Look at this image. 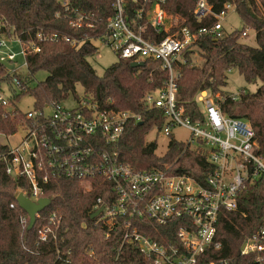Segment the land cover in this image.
<instances>
[{"label":"trees","instance_id":"1","mask_svg":"<svg viewBox=\"0 0 264 264\" xmlns=\"http://www.w3.org/2000/svg\"><path fill=\"white\" fill-rule=\"evenodd\" d=\"M63 1L68 2V11L62 8L60 0H0V34L14 37L28 47L26 77L0 65V80L6 82L11 93L9 102L15 108L11 116L0 106V135L14 134L18 123L25 119V113L17 107L23 97L33 100L32 110L43 112L47 106L65 102L70 95L76 97V85H80L84 97L101 109L110 108L140 117V122H129L120 140L111 147L104 146L105 150L115 152L120 162L136 171L169 169L202 183L211 165L201 146L190 148L170 140L166 153L159 157L155 155L154 143L145 144V136L164 124L163 112L149 109L144 102L148 93L166 87L168 75L161 62L148 59L132 68L131 61L117 60L102 75H97L87 59L98 53L91 40H97L104 33L105 23L112 15V0ZM205 1L215 15L224 11L226 4L233 5L242 26L221 37H200L194 47L182 52V62H174L179 74L176 109L182 111L183 117L200 122L202 113L196 102L197 95L204 91L219 94L223 97L218 100L222 113L250 124L255 133L256 151L264 156V0ZM125 4L129 15H133L138 4L133 0H125ZM195 5L196 0H166L163 10L171 28L168 33L159 34L148 28L149 40L158 42L181 28L196 32L212 26L216 20L211 15L197 20ZM74 11L93 14L94 28L70 27L69 18ZM247 29L256 33L255 48L239 43ZM39 34L43 37L57 35L58 38L39 41ZM63 38L83 44L74 48ZM31 45L38 47L39 52H32ZM195 52L200 55V66L190 62ZM230 70H236L247 84L260 81L261 85L254 92L239 91L238 99L232 100L229 96L233 94L225 91L226 74ZM39 72L47 73L46 79L30 87L29 81ZM14 79L17 84H13ZM6 151L7 146L0 144V153ZM44 189L43 197L50 199L51 204L40 212L34 227L27 231L29 220L18 207L16 198L20 193L30 195L26 192L28 185L24 180L8 177L0 169V264H150L131 245L119 250L121 229L106 239V231L97 219L90 218L97 199L106 204L115 199L113 192L112 196L106 192L111 191V184L106 180L95 179L91 190L85 191L77 180L51 177ZM51 212L61 217V223L57 229L53 228L46 242H41L39 231L47 225ZM263 219L264 176H261L239 193L235 211L220 212L215 241L221 248L210 251L207 261L249 264L250 257L242 256L240 247L246 238L257 232ZM135 221L143 234L158 243L175 240L177 223L158 226L144 219Z\"/></svg>","mask_w":264,"mask_h":264},{"label":"built area","instance_id":"2","mask_svg":"<svg viewBox=\"0 0 264 264\" xmlns=\"http://www.w3.org/2000/svg\"><path fill=\"white\" fill-rule=\"evenodd\" d=\"M133 1L138 8L129 15L125 0H112V15L105 23L104 33L91 43L100 41L111 49L117 60L161 62L168 75L166 87L148 93L144 102L149 109L163 112L164 124L158 131L162 130L169 137L173 127L181 126L191 133L186 145L203 148L202 153L211 165L204 181L199 183L169 169L136 171L120 162L117 154L105 150L104 146L115 145L128 123L140 122V117L110 108L101 109L85 97L72 109L64 108L61 103L47 106L43 112L30 110L25 113L16 132L6 136L14 137L21 129L17 142L6 145L7 151L0 153V169L14 180H24L28 185L26 192L30 195L21 194L35 203L44 198V187L51 177L77 180L86 191L91 190L95 179L103 178L111 184V191L106 192L111 196L113 192L115 199L107 204L97 199L93 213L102 209L96 219L106 231V239L121 229L119 250L124 245H131L150 264H227L225 260L207 261L210 251L221 248L215 241L219 214L221 211H235L239 193L264 176V156L256 151L255 133L250 124L222 113L218 100L223 97L219 94L214 98L208 91L197 95L196 102L204 107L202 121L193 122L183 117L175 103L179 74L174 69V62H182V52L194 47L200 37H221L222 21L227 11L235 10V7L226 4L224 11L215 15L205 0H196L194 15L197 20L211 15L216 22L196 32L181 28L155 42L149 40L148 28L156 34L168 33L171 28L163 10L166 0ZM59 3L65 11L69 10L67 1L60 0ZM55 17L58 18L59 14ZM93 21V14L74 11L69 26L93 29ZM37 38L39 41H56L58 36L39 34ZM16 40L21 47L19 54L0 52L3 60L14 66L13 72L16 71V56L21 55L25 61L28 53L26 44ZM63 40L74 48L83 44L82 41ZM3 47L7 48L5 42L0 41V48ZM29 48L32 52H39L38 47L31 45ZM24 64L26 68V61ZM13 84H17V79ZM5 92H8L7 97ZM10 94L6 82L0 80V106L13 116L15 108L9 102ZM229 97L237 100L238 94ZM35 218L39 219L40 213ZM141 219L158 226L179 224L175 240L166 244L154 241L137 226L135 220ZM21 220L25 221V217ZM60 223L61 217L49 213L47 225L39 231V240L46 242L53 228L57 229ZM240 253L250 257L249 264H264V219L257 232L242 243Z\"/></svg>","mask_w":264,"mask_h":264},{"label":"rangeland","instance_id":"3","mask_svg":"<svg viewBox=\"0 0 264 264\" xmlns=\"http://www.w3.org/2000/svg\"><path fill=\"white\" fill-rule=\"evenodd\" d=\"M241 26H242L241 21L235 10L233 8L228 10L224 20L222 21V27H223L222 34L226 35L231 33L232 31L240 30ZM0 41H4L7 46V48L5 47L0 48V52L6 54L20 53L21 47L17 43L16 39L14 38L8 39L6 37L0 36ZM239 43L247 45L249 47H254V48L257 47L256 33L250 29L246 30V35L241 36V38L239 39ZM93 45L98 49V53L93 57L88 58L87 61L89 65L93 68V70L96 72V74L100 76L103 74L105 69L116 63L117 57L111 51L110 48L105 46L100 41H94ZM190 62L192 65L200 66L202 63L200 55L197 52H195L193 55L190 56ZM24 63H25L24 58L21 55H17L14 61L15 70H16L14 73L20 77H26V68ZM47 75L48 74L45 72L37 73L29 81V86L33 87L37 83L44 81ZM226 75H227V87L225 91H227V93L229 94H237L241 90L247 92H254L261 85L260 81H257L255 84H251V85L247 84L243 80V78L237 73L236 70H230L229 72H227ZM5 96L6 97L8 96V92H5ZM212 97L214 98L215 96L213 95ZM83 99H84L83 89L80 85H76V97L70 95L69 98L65 102H63V107L66 109L75 108L77 103L79 101H82ZM197 105L200 111L204 110L202 103L197 102ZM32 106H33V100L29 96L23 97L20 100V102L17 104V107L23 113H27L28 111L32 110ZM19 135H21V129L18 130V133L14 137L12 136L7 138L6 136L0 135V144L14 145L17 142ZM190 137H191V133L187 129L181 126H175L171 129V134L169 137L165 136L162 130L158 131L157 129H152L145 136L144 141L145 144L154 143L156 145L155 155L161 157L166 153L170 140H175L177 142L187 144ZM82 188L84 189V187Z\"/></svg>","mask_w":264,"mask_h":264},{"label":"water","instance_id":"4","mask_svg":"<svg viewBox=\"0 0 264 264\" xmlns=\"http://www.w3.org/2000/svg\"><path fill=\"white\" fill-rule=\"evenodd\" d=\"M0 65L3 66L9 72L14 71V66L7 63L6 61H4L1 55H0ZM140 65H141V63H131L130 64V66L132 68H137ZM16 202H17L18 207L22 211H24L26 213V215L28 216L29 223L27 226V231H30L34 227L35 222H36V218H35L36 214L42 212L47 207H49V205L51 204V200L47 199V198L39 199L36 203L32 202L27 197L22 195L21 193L18 194V196L16 198ZM101 210L102 209H99L96 212H94L90 218L91 219L96 218L99 215V213L101 212Z\"/></svg>","mask_w":264,"mask_h":264}]
</instances>
